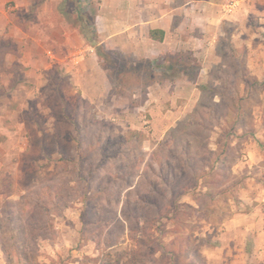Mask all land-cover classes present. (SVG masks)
<instances>
[{
    "label": "rangeland",
    "instance_id": "obj_1",
    "mask_svg": "<svg viewBox=\"0 0 264 264\" xmlns=\"http://www.w3.org/2000/svg\"><path fill=\"white\" fill-rule=\"evenodd\" d=\"M42 1L0 0V264H264L253 224L229 228L264 211L241 198L264 185V0H223L153 76L113 49L134 72L110 78L95 46L68 49L63 17H37ZM67 5L81 33L94 23L90 3Z\"/></svg>",
    "mask_w": 264,
    "mask_h": 264
},
{
    "label": "crops",
    "instance_id": "obj_2",
    "mask_svg": "<svg viewBox=\"0 0 264 264\" xmlns=\"http://www.w3.org/2000/svg\"><path fill=\"white\" fill-rule=\"evenodd\" d=\"M16 8L29 12L33 9L37 0H14ZM70 0H43L37 6V17L42 15L50 20L53 25L54 19L63 17L60 24L66 30L65 34H71L76 40V44L70 42L67 37L66 44L72 54L81 53L92 45H89L85 35L79 28L73 27L70 20H66L68 13H71L67 3ZM220 1V2H217ZM223 0H83V3L89 5L94 10L93 22L100 39V44L105 48L113 50H127L133 52V55L147 59L163 58L167 54L181 50L185 46H192L197 40H202L205 36L197 34V31L208 32L209 27L206 22H211L213 11L219 6L227 5ZM222 3V4H221ZM86 5V6H87ZM84 6V5H83ZM218 6V7H217ZM90 8V7H89ZM220 8V7H219ZM203 9V10H202ZM91 10V9H90ZM221 11V10H220ZM72 14V13H71ZM222 19V18H221ZM48 24L49 26H51ZM55 26V25H54ZM202 26V27H199ZM201 28V29H200ZM207 30H206V29ZM151 29H161L164 31L162 41L150 37ZM184 34V35H183ZM185 36V38H184ZM187 36V37H186ZM196 40V41H195ZM69 46H73L70 48ZM195 48V47H194ZM95 56V55H94ZM97 59V56H96ZM99 61V60H98ZM100 64V63H99ZM252 164H258L260 159L253 158ZM251 164V163H250ZM251 166V165H250ZM261 189V190H260ZM248 200L264 202V185H260L255 180L253 189H247L244 196ZM258 206L252 207L250 211L238 214L229 220V228L233 231L237 229L236 222L248 221V226L253 224L257 230V239L261 240L259 250L264 252V211L258 209ZM261 207V206H259ZM240 226L243 230V239L233 233L232 241L225 244L228 254H234V250L239 252L235 257L248 254L247 243L251 238V227ZM238 230V231H239ZM254 231V234L256 232ZM253 234V235H254ZM241 238V239H240ZM263 240V241H262ZM243 252V253H241Z\"/></svg>",
    "mask_w": 264,
    "mask_h": 264
},
{
    "label": "trees",
    "instance_id": "obj_3",
    "mask_svg": "<svg viewBox=\"0 0 264 264\" xmlns=\"http://www.w3.org/2000/svg\"><path fill=\"white\" fill-rule=\"evenodd\" d=\"M86 26L93 29L92 35L89 34L90 33L89 31H86ZM82 27H83L82 33L85 35L88 43L90 45L95 46L97 52H99L101 54V56H102V61H101L102 63L101 64L103 66V69H105L107 71V74H108L109 78L112 76V74H114V72L116 70L120 74L121 73H127L130 70L132 72H134L132 66H129V65H124V66H121V67L119 66V63H118V61H116V59L114 58V56L115 55H118V53H120V52H118L117 50L114 51V50L107 49L103 45H101L99 42H95V39H96L95 37L98 36V33H97L96 29H95L94 23L92 25L82 24ZM164 34H165L164 31L161 30V29H151L150 30V37L152 39H155V40L162 41L163 38H164ZM167 56H168L167 57L168 59L167 58L166 59L169 61L171 59L172 55L169 54ZM142 59L145 60L146 63H147V66H148V70H147L148 71V74L150 76H153L154 75V69L156 67V63L153 62L151 59H147V58H142ZM160 68H163V69H165L167 71L174 69L173 66H167V64L166 65L160 64ZM258 82L259 81L256 80V83H258ZM245 83L248 84L247 81H245ZM240 115H241V113H236V117H239ZM228 145L225 146L226 148L225 147L221 148V151H223V152L225 151V154L228 153V150H229V149H227L228 148ZM190 159L191 158L187 155L186 156V161H190ZM112 259H113V255L108 254L107 255V263L108 264H112Z\"/></svg>",
    "mask_w": 264,
    "mask_h": 264
}]
</instances>
